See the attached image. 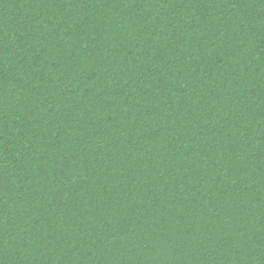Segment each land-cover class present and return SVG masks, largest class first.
I'll return each instance as SVG.
<instances>
[{
  "label": "trees",
  "instance_id": "obj_1",
  "mask_svg": "<svg viewBox=\"0 0 264 264\" xmlns=\"http://www.w3.org/2000/svg\"><path fill=\"white\" fill-rule=\"evenodd\" d=\"M0 264H264V0H0Z\"/></svg>",
  "mask_w": 264,
  "mask_h": 264
}]
</instances>
